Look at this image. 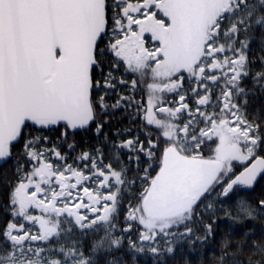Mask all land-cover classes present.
Listing matches in <instances>:
<instances>
[{"label":"snow or ice","instance_id":"6c2138e0","mask_svg":"<svg viewBox=\"0 0 264 264\" xmlns=\"http://www.w3.org/2000/svg\"><path fill=\"white\" fill-rule=\"evenodd\" d=\"M257 26L264 0H0V264H127L264 222Z\"/></svg>","mask_w":264,"mask_h":264},{"label":"trees","instance_id":"16d2710c","mask_svg":"<svg viewBox=\"0 0 264 264\" xmlns=\"http://www.w3.org/2000/svg\"><path fill=\"white\" fill-rule=\"evenodd\" d=\"M264 48V29L259 26L255 27L251 36V51L254 55L259 56L264 53L261 49ZM251 105L254 109L260 110L264 108V94H261L257 89V94L250 98ZM122 113L117 112L115 115L106 118L111 121V127L106 131L115 132L118 128H123L128 124L127 120H122ZM12 162L4 165L0 169V178L6 171H10ZM216 228L213 237L207 242H197L193 247L190 240H176L172 247V252H165L162 256H153L150 252L126 254L125 260L127 264H219V259L224 251L222 244L225 239L240 241L245 239V233H249L251 240H259L261 234L264 233V222L261 220H245L241 222H233L223 216H220L214 225ZM198 232L197 235H202ZM251 240H247L243 250L236 247L228 249L230 253H236L235 259L238 264H247L249 257L256 259L254 250L251 248ZM101 260L109 259L101 254ZM232 257H229L231 259Z\"/></svg>","mask_w":264,"mask_h":264},{"label":"water","instance_id":"95a60500","mask_svg":"<svg viewBox=\"0 0 264 264\" xmlns=\"http://www.w3.org/2000/svg\"><path fill=\"white\" fill-rule=\"evenodd\" d=\"M6 164H4L3 162H0V169Z\"/></svg>","mask_w":264,"mask_h":264}]
</instances>
